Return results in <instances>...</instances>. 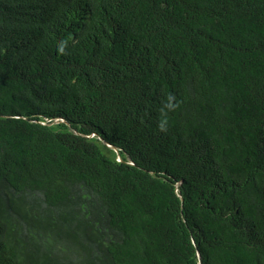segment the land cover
<instances>
[{"label":"trees","instance_id":"obj_1","mask_svg":"<svg viewBox=\"0 0 264 264\" xmlns=\"http://www.w3.org/2000/svg\"><path fill=\"white\" fill-rule=\"evenodd\" d=\"M0 264H264V0H0Z\"/></svg>","mask_w":264,"mask_h":264}]
</instances>
